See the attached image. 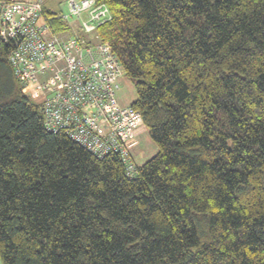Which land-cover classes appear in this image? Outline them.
<instances>
[{
    "label": "trees",
    "instance_id": "trees-1",
    "mask_svg": "<svg viewBox=\"0 0 264 264\" xmlns=\"http://www.w3.org/2000/svg\"><path fill=\"white\" fill-rule=\"evenodd\" d=\"M98 2L159 151L128 175L48 130L0 43V264H264V0Z\"/></svg>",
    "mask_w": 264,
    "mask_h": 264
},
{
    "label": "built area",
    "instance_id": "built-area-1",
    "mask_svg": "<svg viewBox=\"0 0 264 264\" xmlns=\"http://www.w3.org/2000/svg\"><path fill=\"white\" fill-rule=\"evenodd\" d=\"M66 4L61 17L73 19L76 29L67 36L51 33L44 0H0V43L8 45L9 60L26 93L42 95L48 130L63 131L99 157L120 154L127 174L133 175L136 164L126 139L134 119L138 123L142 117L132 105L120 103L125 70L94 34L110 19L109 8L98 0H66Z\"/></svg>",
    "mask_w": 264,
    "mask_h": 264
},
{
    "label": "rangeland",
    "instance_id": "rangeland-1",
    "mask_svg": "<svg viewBox=\"0 0 264 264\" xmlns=\"http://www.w3.org/2000/svg\"><path fill=\"white\" fill-rule=\"evenodd\" d=\"M44 4L50 8L67 12L66 0H44ZM69 22L71 24L75 23L73 19H69ZM30 96L34 101L39 102L42 99L41 94ZM136 98L137 91L134 80L124 75L120 80V89L118 91V99L120 103L125 106L131 105ZM132 128L133 131L130 137L126 139V145L134 161L140 166L158 153L159 145L151 137L147 125L142 120L137 123V120L135 122L134 119V125Z\"/></svg>",
    "mask_w": 264,
    "mask_h": 264
}]
</instances>
